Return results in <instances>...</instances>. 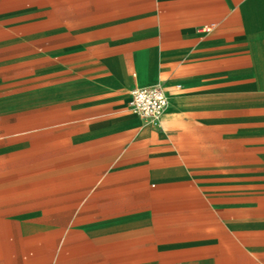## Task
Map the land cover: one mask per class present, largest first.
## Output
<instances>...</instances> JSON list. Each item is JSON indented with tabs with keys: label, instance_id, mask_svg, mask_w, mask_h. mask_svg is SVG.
Returning <instances> with one entry per match:
<instances>
[{
	"label": "crops",
	"instance_id": "obj_1",
	"mask_svg": "<svg viewBox=\"0 0 264 264\" xmlns=\"http://www.w3.org/2000/svg\"><path fill=\"white\" fill-rule=\"evenodd\" d=\"M0 264H264V0H0Z\"/></svg>",
	"mask_w": 264,
	"mask_h": 264
},
{
	"label": "built area",
	"instance_id": "obj_2",
	"mask_svg": "<svg viewBox=\"0 0 264 264\" xmlns=\"http://www.w3.org/2000/svg\"><path fill=\"white\" fill-rule=\"evenodd\" d=\"M168 104V93L162 84L136 87L131 90L130 106L132 111L154 126H159L161 116Z\"/></svg>",
	"mask_w": 264,
	"mask_h": 264
}]
</instances>
